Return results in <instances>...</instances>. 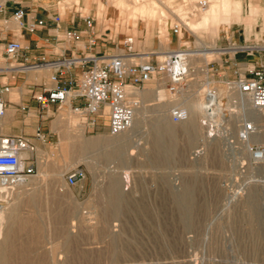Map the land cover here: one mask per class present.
Instances as JSON below:
<instances>
[{"label":"rangeland","instance_id":"obj_1","mask_svg":"<svg viewBox=\"0 0 264 264\" xmlns=\"http://www.w3.org/2000/svg\"><path fill=\"white\" fill-rule=\"evenodd\" d=\"M97 1L99 2L97 16L106 23L112 22L110 17L115 16L120 23L121 31L126 30L128 35L132 34L134 37H144L142 29L146 28L149 34L148 40L158 43V48L151 51L139 49L138 45L141 43L137 41V49L143 53L170 52L182 48L187 51L196 50L198 42L208 45L210 50L214 49L215 43L218 49H224L228 46L227 30L232 29V32H235L240 28V24L241 33L245 30L246 39L253 41L244 45L241 36L242 47L264 46V0H251V5H245L244 0H228L231 6L230 12L217 13L210 28L201 27V21L206 16L209 5H214L218 0H207L208 5L203 10L198 6L201 0H107L108 5L101 3V0ZM238 1L241 3L240 14L233 4ZM143 5L147 10L155 7L153 16L149 13L144 15L140 13L139 8ZM191 20L197 24L195 30L189 32L185 24ZM128 27L132 30H127ZM176 28L177 34L174 33ZM161 43L169 45L161 49ZM243 52L245 50H241V53ZM262 54L264 55V52ZM219 56H213L211 62L214 64L206 67L210 74L222 73L223 70H220L218 64H221L225 56ZM244 61L247 60H241ZM8 63L15 64L12 61ZM8 63L0 47V65L4 67ZM203 66L204 64L199 63L197 67L192 68L191 79L194 80L192 84L195 89L205 81V76L198 70ZM52 74L51 71L47 77L48 82ZM47 88L51 86L47 85ZM227 96L229 99H226L223 105L228 110L226 112L229 116L231 114L235 116L239 112L233 104L235 99L229 94ZM172 100V95L167 92L161 101L165 104L163 109L156 108L158 101L145 102V112L138 117V122L142 123L133 129L131 127V131L119 137L120 146L127 159L126 163L103 160L99 151L87 152L72 159L62 157L59 152L61 134L68 131L65 126L68 120L75 125L73 133L79 135L80 130H83V137L86 139L102 135L115 138L108 133L106 119H102L100 128L96 132L90 133L80 127L79 119L65 113L63 115L56 113L53 118L45 121L44 127L48 131L51 127L54 135L43 144V147H38L42 153H38L37 184L19 188L14 192L27 194L19 204V214L20 218L28 219L30 222L27 225L28 231L23 230V234L21 233L23 237L20 240L31 241L26 238L31 236V233L37 232L31 230V227L37 226V223L39 227H43V229L40 227V235H44L43 238L42 236L38 238L42 240H40L41 244H38L37 239V242L34 241L36 244H30L29 248L24 246L28 252L14 256L17 260L14 259L11 264L15 261V264H23L26 255L28 258L26 259L29 261L30 258L32 262L26 261L25 264H56L57 262V264H70L69 261L72 263L76 261L75 264H176L182 255L190 261L189 264H264V164H252L247 146L239 143L237 139L240 121H250L249 117L241 112L243 117L238 118L232 126H228V130L222 131L223 127H220V132L213 139L206 138L207 130L202 126L197 138L192 143H186L181 131L183 123L174 124L170 119V111L175 107ZM160 114L164 116L166 123L175 126L180 133V135L177 133L180 140L177 149L181 152L180 157L162 160L161 164L151 157L154 151L152 124ZM61 118L64 121L62 130L60 127L54 128L57 122L61 124ZM227 140L233 143L228 144ZM71 141L73 148L75 143L73 139ZM209 141L217 144L215 154L205 155L207 152L205 143L210 144ZM200 147H204L203 154L197 158L192 156V153ZM72 148L71 150L76 149ZM43 162L46 164L45 170L47 169L45 173H43ZM78 167L84 169L87 174L88 186L83 192L74 186L69 187L66 183L68 174ZM109 180L120 184L122 200L118 211L107 203L110 202ZM187 185L199 191L194 189L196 210L202 206L200 213L196 214V221L199 220L195 221L194 226H187L182 220L177 201V197L184 192ZM30 194L36 196L35 205L29 204ZM228 198H231V203L227 206ZM36 203L39 208L36 207ZM70 208H73V211ZM69 214L75 217L72 218ZM35 217H39L41 221ZM27 232L29 236L26 235ZM101 232L104 235L101 236ZM71 234L75 235L71 236ZM176 234L180 237H176ZM171 235L173 237L170 238ZM185 237L187 242L184 241Z\"/></svg>","mask_w":264,"mask_h":264},{"label":"built area","instance_id":"obj_2","mask_svg":"<svg viewBox=\"0 0 264 264\" xmlns=\"http://www.w3.org/2000/svg\"><path fill=\"white\" fill-rule=\"evenodd\" d=\"M209 1V0H208ZM207 0L198 3L203 10L208 5ZM25 12L19 10L13 15V21L19 23L18 30L25 29L35 32L38 27L44 26L45 21L25 22ZM89 34V45L95 46L96 21L86 18ZM55 23L60 18L54 19ZM178 33L177 28L174 30ZM82 32L70 30L65 33L67 42L77 45L82 40ZM137 37L126 35L122 46L117 47L115 53L109 55H89L78 57L63 52L59 58L52 61H39L33 64L15 63L30 47L20 40H10L2 47V55L6 64L0 65V77L5 76L0 85V118L5 115L4 95L12 92L7 75L18 69L20 71H33L50 68L53 72L51 80L55 85L51 88L41 86L33 93L32 99L40 110V121L45 122L55 114L70 115L79 119L80 127L85 132H96L100 128L102 119H106L108 133L118 136L128 131L136 118L137 112L144 107L145 102L141 96L148 89L166 90L176 100L189 96L194 91L193 74L189 65L186 50L180 49L161 53L160 51L143 53L137 49ZM235 44H230L224 49L221 56H225L218 64L222 75L210 74L206 70L205 81L200 86L205 102L206 118L202 126L207 130V139L217 137L220 127L228 130L230 116L223 105L227 94H239L246 97L255 109L264 110V61L243 65L236 57V52L245 50ZM249 49V48H248ZM264 49V48H263ZM160 54H164L160 58ZM232 54H235L233 56ZM148 56L147 60L145 57ZM210 62L207 66L213 65ZM217 72V70H216ZM223 87V88H221ZM235 99V98H234ZM233 104L241 115V104L235 99ZM218 107L215 113L214 109ZM190 117L188 109L183 105H175L170 111V119L174 124L186 122ZM238 141L247 146L250 161L254 165L264 164V142L249 145V138L258 130L253 120L240 121ZM51 136L40 124L32 136L8 137L0 135V187L13 193L17 189L29 184L38 173L39 157L36 142L45 144ZM228 141V140H227ZM228 141V144H232ZM204 152V147L196 149L192 156L199 157ZM87 178L84 169L78 167L72 170L66 183L69 187L75 186L79 181Z\"/></svg>","mask_w":264,"mask_h":264},{"label":"bare ground","instance_id":"obj_3","mask_svg":"<svg viewBox=\"0 0 264 264\" xmlns=\"http://www.w3.org/2000/svg\"><path fill=\"white\" fill-rule=\"evenodd\" d=\"M185 8V7H184ZM187 10V9H185ZM231 10V6H230V3L228 0H218L217 3H215L214 5H209V10L208 12L206 13V16L202 19L201 21V27L203 28H210V24L213 20V18H215L217 16V13L219 14H225L227 12H230ZM139 11L140 13H142V15H144L145 13H149L153 16V14L155 13V7H152L150 8L149 10H147V8L143 5L142 7L139 8ZM197 23L195 22H192L189 21L187 22L186 27L188 28V31L189 32H192L193 30H195V25ZM12 28H19V23L18 22H15L13 21L12 22ZM175 33V32H174ZM184 35V34H183ZM182 35V37H183ZM182 37H180V39H182ZM167 45H169L168 43H164L162 44L161 43V49L163 48H167ZM264 47V46H263ZM213 50H210L209 49V46L206 45V44H203L201 42H198L197 43V49L196 50H189V51H185L187 52L188 54V57H189V65L191 68H195L199 65V63H202L204 64L203 68H198L199 70V73L203 74V76L206 74V67L207 65L211 62V59L213 56L215 55H220L223 53V51L221 49H218L217 48V44L215 43L213 45ZM183 49V48H182ZM161 53H167V51H162ZM160 58H162L164 56V54H160L159 55ZM219 56V57H220ZM145 57V59H147V55L146 56H143ZM218 57V58H219ZM217 59V58H216ZM52 70L50 68H42V69H39L37 70L38 72V76H35L34 73L30 72L31 74V77H34L35 79H37L38 81H40L43 77H48L49 73L51 72ZM51 77L50 76V79H49V82H48V85L53 87L55 85V83L51 80ZM42 83V82H41ZM167 95V92L166 90H154V89H148V90H145L143 91V93L141 94L144 102H150V101H158V104H157V109L158 107L160 109H163L165 107V104H163L161 101L162 99ZM234 95V98L241 104V112H243L244 116L246 117H249L250 120H253L254 123L258 126V130L255 134H253L250 138H249V145H252L253 143H259V142H264V110H259V109H255L251 106L249 100L246 98V97H243V96H240L239 94H233ZM172 102L175 104V105H183L185 106L188 111H189V114H190V117L189 119L184 122L182 125V129L181 131H183V136H184V139L186 141V143H192L196 138L197 136L199 135V132L201 131V128H202V120L204 118H206L207 116V113L205 112V102H204V98H203V92L200 91V87L194 89L193 93L189 96H183L181 98H178L176 100H172ZM231 106V105H230ZM228 108V107H227ZM231 108V107H230ZM145 106L142 107L138 112H137V115H136V118H135V121L133 123V126L131 129H133L136 125L142 123L141 121L138 122V117L139 115H143V113L145 112ZM215 113L218 111V107L216 109H214ZM228 111V110H227ZM228 113V112H227ZM64 117V116H63ZM240 117H243L239 114L237 115H230V118H229V121H228V126H232L233 123L236 122V120H238V118L240 119ZM145 119V118H144ZM63 119L61 118V121ZM68 120V119H67ZM144 121V120H143ZM147 120H145L146 122ZM149 121V119H148ZM64 121L61 122V124L57 122V124H54V128H58L60 127L61 129V126L63 125ZM66 128L68 129V131H65V132H61V138H60V145H58L57 147L59 148V152L62 154L61 156L62 157H65V158H69V159H72L73 157L76 158L77 156H82V155H85L87 152H97L99 151L100 155H101V158H103V160H117L119 162H122V163H126L127 162V159L124 155V151H123V148L121 145V142L119 139V137H122L123 135H126L128 133V131H131L128 130L124 133H121L120 135L118 136H114L115 138H110L108 136H105V135H102V136H98V137H95V138H90V139H86L83 137V130L81 131L80 130V134L78 135L77 133H73V127H75V125L73 124L72 121L68 120L66 123ZM151 125V124H150ZM152 128H153V147L154 148L153 150V156L151 155V157L155 160V161H159L160 164H161V161L162 160H173L175 158H178L181 156V152L178 148V144L180 142L179 140V137H178V134L180 135V133L175 129V126L171 125V124H168L165 122V118L163 115L160 114V116L158 115L157 116V119L153 122L152 124ZM179 129V130H180ZM1 130V129H0ZM59 130V129H58ZM62 130V129H61ZM76 130V129H75ZM1 132V131H0ZM178 133V134H177ZM129 137V136H128ZM207 138V137H206ZM73 139V142L75 143V146L73 148H76L75 150H71L72 148V140ZM122 139V138H121ZM149 139V138H148ZM129 140V138H128ZM123 141L124 140V137H123ZM127 141V140H126ZM152 141V140H151ZM120 142V143H118ZM185 143V144H186ZM210 144H207L205 143V145H207L206 149H207V152L205 153V155H210V153H214L215 154V146L217 145L216 142H213V141H209ZM123 144V143H122ZM126 144V143H125ZM204 145V146H205ZM72 148V149H73ZM38 153H42L40 151V149H38ZM98 153V152H97ZM151 154V153H150ZM204 155V156H205ZM212 155V154H211ZM76 156V157H75ZM84 157V156H83ZM82 157V158H83ZM149 157V156H147ZM100 158V157H99ZM148 159V158H147ZM150 159V158H149ZM215 159V158H214ZM176 161V160H175ZM163 162V161H162ZM172 162V161H171ZM44 163V162H43ZM152 163V162H151ZM153 163H156L153 161ZM49 164V163H47ZM43 167H44V172H46L45 170V166L46 164H42ZM38 177V176H36ZM36 177L29 183L27 184L26 186L22 187V188H25V187H30V186H34L35 184H37V179ZM44 180H45V177H43ZM116 178V177H115ZM197 178V177H195ZM193 178V180L195 179ZM197 180V179H196ZM110 181V185H109V190H110V202H107L110 204L111 208L114 209L115 211H118L120 209L119 205H120V201L122 200L121 199V194H120V184L114 180H109ZM119 181V180H118ZM40 182V181H39ZM192 182V181H191ZM186 183V182H185ZM184 183V184H185ZM203 183V182H202ZM188 184V183H187ZM191 184V183H190ZM194 184V182L192 183ZM191 184V185H192ZM199 184V182H198ZM42 185V183H41ZM186 185V184H185ZM191 185H187L184 189V192L181 193L178 197H177V201H178V206L180 208V211H181V214H182V220L187 224V226H194V223L196 221V214L200 213L199 210L197 209L196 210V205H195V202H194V189ZM39 186V185H38ZM122 186V185H121ZM212 186V185H211ZM195 187V185H194ZM199 187V186H197ZM37 188V187H36ZM207 188V187H206ZM106 189V188H105ZM105 189L103 191H105ZM197 190V189H195ZM205 190V189H204ZM28 191V190H27ZM198 191V190H197ZM215 191V190H214ZM30 192V191H29ZM107 192V190H106ZM109 192V191H108ZM199 192V191H198ZM27 193V192H26ZM40 194V193H39ZM107 194V193H106ZM211 194V193H210ZM27 194H24L23 192H19L17 194H15L14 192L13 193H10V192H7L6 190L2 189L0 187V264H11L14 259L17 260V258H14V256L20 254V253H23L26 251V248L25 247H28L29 248V245L30 244H33L34 241L37 242V239L40 238V236H42L43 238V235H40V227L38 226L39 224L37 222H34L35 224L37 223V226H33L31 227L32 231H37L36 233H31V236L28 235L29 232H27V236L29 237H25L26 239L28 240H31V241H23V240H20L22 239L23 236H21V233L23 232V230H27L28 228V223L30 222V220L28 219H22L20 218V214H19V204L20 202L22 201V199L26 196ZM197 195V194H196ZM214 196V195H213ZM236 196V194H235ZM29 204H33L35 205V199H36V196L34 194H30L29 196ZM108 197V195H107ZM105 198V197H104ZM196 198V197H195ZM233 198V197H231ZM231 198H228V201L226 202L227 203V206L231 203ZM253 198V197H252ZM234 199V198H233ZM103 200V199H102ZM107 201V200H106ZM37 202V200H36ZM124 202V201H123ZM175 202V201H174ZM38 203V202H37ZM36 203V204H37ZM176 203V202H175ZM174 203V205H175ZM100 204V203H99ZM27 205V203H26ZM123 205V204H122ZM199 204H197V207ZM232 205V204H231ZM107 206V205H106ZM207 206V205H206ZM37 208H39L38 204L36 205ZM78 207V206H77ZM108 208V207H107ZM123 208V207H122ZM229 208V207H228ZM35 209V208H33ZM71 209V208H70ZM73 209V208H72ZM71 209V210H72ZM83 209V208H82ZM209 209V208H208ZM78 210H79V207H78ZM123 209H121L122 211ZM37 211V209L35 210ZM34 211V212H35ZM73 211V210H72ZM110 211V210H109ZM113 211V210H112ZM144 211V210H143ZM206 211V209H205ZM33 212V211H32ZM77 212V211H76ZM75 212V214H76ZM114 212V211H113ZM171 212V210H170ZM41 213V212H40ZM62 213V212H61ZM65 213V212H64ZM71 213V212H70ZM107 213V212H106ZM204 213V212H203ZM206 213V212H205ZM212 213V212H211ZM22 214V213H21ZM35 214V213H34ZM36 214H38L36 212ZM35 214V215H36ZM72 214V213H71ZM111 214H114V213H111ZM118 214V213H117ZM68 215V214H67ZM84 215V214H83ZM82 215V216H83ZM176 215H177V211H176ZM200 215V214H199ZM203 215V214H202ZM37 216V215H36ZM66 216V215H65ZM69 216L72 217V215L69 214ZM117 216V215H116ZM178 216V215H177ZM22 217V216H21ZM41 217V216H40ZM75 217V216H74ZM72 217V218H74ZM85 217V216H84ZM114 217V215L112 216ZM202 217V216H201ZM37 218V217H35ZM56 218V217H55ZM167 218V217H166ZM171 218V217H170ZM198 218V217H197ZM200 218V217H199ZM31 219V218H30ZM37 219H40L39 217ZM69 219V218H68ZM60 220V219H59ZM72 220V219H71ZM70 220V221H71ZM199 220V219H198ZM197 220V221H198ZM36 221V220H35ZM41 221V219H40ZM38 221V222H40ZM64 221V220H63ZM67 221V220H66ZM178 221V220H177ZM176 221V222H177ZM196 221V222H197ZM59 222V221H58ZM61 222V221H60ZM74 222V220H73ZM171 222V221H170ZM169 222V223H170ZM173 222V221H172ZM200 222V221H199ZM41 223V222H40ZM72 223V222H70ZM179 223V222H178ZM177 223V225H178ZM43 224V223H42ZM57 224V223H56ZM69 224V223H68ZM67 224V225H68ZM31 225V224H30ZM41 225V224H40ZM174 225V223H173ZM176 225V226H177ZM43 226V225H42ZM61 226V225H60ZM71 226V224H70ZM76 226V225H74ZM175 226V225H174ZM181 226V225H180ZM183 226V225H182ZM66 227V226H65ZM63 228V227H62ZM61 228V229H62ZM75 228V227H74ZM74 228L73 231H74ZM113 228V227H112ZM178 228V227H177ZM176 228V229H177ZM200 228V227H199ZM41 229H43V227H41ZM65 229V228H64ZM69 229V228H68ZM79 229V228H78ZM101 229V228H100ZM184 230V229H183ZM31 231V232H32ZM66 231V230H65ZM69 230H67L68 232ZM72 231V230H71ZM77 231V229H76ZM101 231V230H100ZM99 231V232H100ZM177 231V230H176ZM174 231V232H176ZM180 231V230H179ZM178 231L179 234H181L180 232ZM199 231V230H198ZM44 232V231H43ZM63 232V231H62ZM116 232V230L114 231ZM173 232V233H174ZM58 233V232H57ZM65 233V232H64ZM72 233V232H71ZM113 233V232H112ZM185 233V232H184ZM183 233V234H184ZM23 234V233H22ZM33 234V235H32ZM58 234H61L60 232ZM67 234V233H66ZM77 234V233H76ZM69 235V234H68ZM75 235V234H73ZM71 234V236H73ZM104 235L102 234L101 232V236ZM168 235H169V232H168ZM201 235V234H200ZM64 236V235H63ZM112 236V235H110ZM114 236V235H113ZM112 236V237H113ZM116 236V235H115ZM114 236V237H115ZM119 236V235H118ZM46 237V236H45ZM67 237V236H66ZM173 237L172 235L170 236V238ZM176 237H180V236H177L176 234ZM190 237V236H188ZM187 237V238H188ZM119 238V237H117ZM184 238V236H183ZM193 238V237H192ZM45 239V238H44ZM43 239V240H44ZM69 239V238H67ZM72 239V238H71ZM77 240V238H75ZM177 239V238H176ZM41 240V239H40ZM40 240L38 239V244H41L40 243ZM73 240V239H72ZM75 240V242H76ZM180 240V238H179ZM182 240V239H181ZM42 241V240H41ZM119 241V239H118ZM172 241V239H171ZM186 241V237H185V240ZM81 242V241H80ZM113 242V241H112ZM173 242V241H172ZM187 242V241H186ZM117 243V242H116ZM115 243V245H116ZM36 244V243H34ZM33 244V245H34ZM38 244L36 246H38ZM75 244V243H74ZM113 244V243H112ZM111 244V245H112ZM173 244V243H172ZM78 245V244H76ZM114 245V244H113ZM186 245V244H185ZM25 246V247H24ZM74 246V245H73ZM80 246V245H78ZM77 246V247H78ZM173 246V245H171ZM187 246V245H186ZM25 249H24V248ZM182 247V246H181ZM173 248V247H172ZM32 249V248H30ZM29 250V249H28ZM34 250V248H33ZM69 250V249H68ZM67 250V251H68ZM71 251V250H70ZM79 251V250H78ZM173 251V250H172ZM28 252V251H26ZM175 252V251H174ZM180 252V251H178ZM182 252V250H181ZM31 253V252H30ZM71 253V252H69ZM76 253V252H75ZM79 253V252H78ZM77 253V254H78ZM114 253V252H113ZM173 253V252H171ZM76 254V255H77ZM80 254V253H79ZM176 254V253H175ZM22 255V254H21ZM75 255V256H76ZM82 255V254H80ZM178 255V253H177ZM182 255V254H179V256ZM189 255V254H188ZM163 256V255H162ZM174 256V255H173ZM176 256V255H175ZM177 256V257H179ZM183 256V255H182ZM181 256V259L179 260L178 259V262L176 264H189L190 261H188L187 259H185V257H182ZM27 258V255L25 256ZM74 257V256H73ZM72 257V258H73ZM80 257V256H79ZM115 257H116V254H115ZM165 257V256H164ZM25 258V260L27 262L31 261V259L29 258V261ZM180 258V257H179ZM41 259V258H40ZM55 259V258H54ZM69 259V258H68ZM71 259V258H70ZM77 259V258H76ZM177 259V258H176ZM190 259H191V256H190ZM19 260V259H18ZM23 260V261H25ZM194 260V259H193ZM23 262V264L26 263ZM40 261V260H39ZM69 261V260H68ZM67 261V262H68ZM116 261V260H114ZM175 261V260H174ZM19 262V261H18ZM32 262V261H31ZM29 262V263H31ZM55 262V261H53ZM66 262V261H65ZM76 262V261H75ZM75 262H70L69 263L71 264H75ZM14 263V262H13ZM16 263V261H15ZM14 263V264H15ZM20 263H21V260H20ZM28 263V264H29ZM58 263V262H57ZM56 263V264H57ZM174 263V262H173ZM192 263V262H191ZM194 263V262H193ZM18 264V263H17ZM66 264V263H64ZM139 264V263H138ZM157 264V263H156ZM172 264V263H171Z\"/></svg>","mask_w":264,"mask_h":264},{"label":"crops","instance_id":"obj_4","mask_svg":"<svg viewBox=\"0 0 264 264\" xmlns=\"http://www.w3.org/2000/svg\"><path fill=\"white\" fill-rule=\"evenodd\" d=\"M101 1L104 5H108L107 0ZM233 4L240 14L241 3L238 1L233 2ZM244 4L251 5V0H244ZM98 7L99 2L97 0H0V47H3L10 40H20L30 47L26 54L15 61V66L33 64L39 61H52L59 58L63 52L78 57L115 53L117 47L122 46L123 40L128 34L126 30L121 31L120 23L115 16L110 17L112 22L109 23L99 19L97 16ZM19 10L25 12V22L43 20L45 25L38 27L32 33L25 29L12 28L13 15ZM56 17L60 18L59 23L54 22ZM86 18H92L96 21L94 27L96 34L95 46L93 47L89 45ZM239 26L240 28L235 32H232V29L227 30L226 38L228 42L241 46V36L244 45L253 42L246 39V31L243 30L241 33V24ZM70 30L82 32V40L77 45L67 42L64 38L65 33ZM127 30L132 29L128 27ZM142 32L144 37H137V41L141 43V45H138L139 49L143 48V50L151 51L158 48V43H152L148 40L149 34L146 28H143ZM262 47L248 45L245 52L241 53V50L236 52L237 58L247 60L241 62L243 65L257 63L259 60L264 61V55L262 54L264 49ZM30 72L38 76L37 70L20 71L18 69L7 75L12 92L4 95L6 112L0 118L1 136H32L40 124L50 136L54 135L51 127L48 131L44 127L45 122L40 121V110L32 99L34 92L38 91L41 86L48 85V78L43 77L38 81L31 77ZM3 78H5L4 75L0 77V85H2ZM36 144L38 147H43L42 143L36 142ZM87 186L86 178L79 181L74 187L83 192L86 191Z\"/></svg>","mask_w":264,"mask_h":264}]
</instances>
